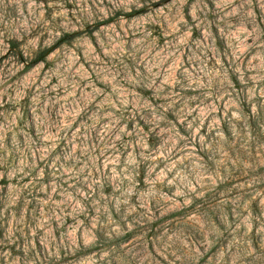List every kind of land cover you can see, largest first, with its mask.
Returning a JSON list of instances; mask_svg holds the SVG:
<instances>
[{"label": "rangeland", "instance_id": "obj_1", "mask_svg": "<svg viewBox=\"0 0 264 264\" xmlns=\"http://www.w3.org/2000/svg\"><path fill=\"white\" fill-rule=\"evenodd\" d=\"M0 264H264V0H0Z\"/></svg>", "mask_w": 264, "mask_h": 264}, {"label": "trees", "instance_id": "obj_2", "mask_svg": "<svg viewBox=\"0 0 264 264\" xmlns=\"http://www.w3.org/2000/svg\"><path fill=\"white\" fill-rule=\"evenodd\" d=\"M137 13H139V12H137Z\"/></svg>", "mask_w": 264, "mask_h": 264}]
</instances>
